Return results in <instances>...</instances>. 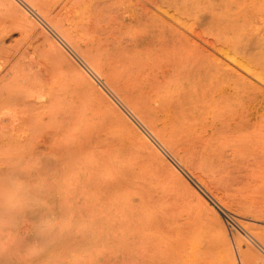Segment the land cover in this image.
Listing matches in <instances>:
<instances>
[{
  "label": "rangeland",
  "instance_id": "1",
  "mask_svg": "<svg viewBox=\"0 0 264 264\" xmlns=\"http://www.w3.org/2000/svg\"><path fill=\"white\" fill-rule=\"evenodd\" d=\"M258 244L264 0H0V264H261Z\"/></svg>",
  "mask_w": 264,
  "mask_h": 264
},
{
  "label": "bare ground",
  "instance_id": "2",
  "mask_svg": "<svg viewBox=\"0 0 264 264\" xmlns=\"http://www.w3.org/2000/svg\"><path fill=\"white\" fill-rule=\"evenodd\" d=\"M45 15V14H44ZM44 17V16H43ZM51 18V17H50ZM49 20V19H48ZM47 20V21H48ZM51 20V19H50ZM55 20V19H54ZM53 22V21H52ZM54 27H55V25H53ZM67 30V29H66ZM69 31V30H68ZM63 32H64V30H63ZM66 35V34H65ZM66 37H67V35H66ZM69 38V37H68ZM68 38H66L67 40H68ZM75 39H76V36H75ZM72 40V39H71ZM239 40V39H238ZM45 41H46V39H45ZM73 41V40H72ZM75 42V41H74ZM47 44V43H46ZM48 45H49V43H48ZM75 45H77V44H75ZM84 45V44H83ZM78 49V48H77ZM84 50H86V49H84ZM87 51H88V49H87ZM91 51V50H90ZM240 51V50H239ZM240 52H242V51H240ZM239 52V53H240ZM91 55V54H90ZM88 56H89V54H88ZM58 61V60H57ZM40 66V65H39ZM61 66V65H60ZM98 70H99V68H98ZM10 72H12L13 73V71H9L8 73H10ZM164 72V71H163ZM11 73V74H12ZM15 73H16V71H15ZM14 73V75H17V74H15ZM41 73V72H40ZM169 74V73H168ZM13 76V75H12ZM257 76V75H256ZM35 77V76H34ZM160 77V76H159ZM32 78H33V76H32ZM31 79V78H30ZM29 79V80H30ZM33 79H36V77L35 78H33ZM13 80V79H12ZM16 80V79H15ZM32 80V79H31ZM33 81V85H34V80H32ZM41 81V80H40ZM50 81V80H49ZM30 82V81H29ZM30 83H32V82H30ZM39 87V86H38ZM40 89H42L41 91L43 92V94L46 96V98H48L49 100H51V101H57V100H59L60 99V97H59V95H58V93H57V90L58 89H56V88H54V87H52V86H46V85H40ZM218 93V92H217ZM15 94V93H14ZM23 99H25V98H23ZM42 99V98H41ZM29 100H31V99H29ZM14 102H16V101H14ZM24 102H26V101H24ZM24 102H23V104L22 105H24ZM17 103V102H16ZM22 102H21V99H20V103H18V104H21ZM43 103V102H42ZM28 105H30V103H27ZM34 104V103H33ZM49 104V103H48ZM38 105V104H37ZM27 106V105H26ZM33 106V105H32ZM35 107H36V105H34ZM33 106V107H34ZM40 106V105H39ZM28 107V106H27ZM230 113V112H229ZM230 123V122H229ZM237 124V123H236ZM172 147V146H171ZM252 239V238H251ZM260 241V240H259ZM242 243V242H241ZM261 243V242H260ZM259 245V244H258ZM240 246V245H239ZM259 246H262V245H259ZM263 247V246H262ZM264 248V247H263ZM241 249V248H240ZM243 251V250H242ZM262 251V250H261ZM242 253V252H241ZM240 253V256H241V258L243 257L244 258V260H245V257L247 256V257H249L248 255L250 254L249 252H247V254H244V255H242ZM254 253V252H253ZM254 255V254H253ZM251 256H252V254H251ZM262 257V256H261ZM261 257H260V259H261ZM264 257V256H263ZM246 259H248V258H246ZM239 260H241V259H239ZM239 260H238V262H239ZM251 260H252V257H251ZM250 260V261H251ZM253 261V260H252ZM261 261H262V259H261ZM264 261V260H263ZM262 261V262H263ZM241 262V261H240ZM262 262H261V264H262ZM248 264L249 263H251V262H247ZM189 264V263H188ZM245 264V263H244ZM253 264H254V262H253Z\"/></svg>",
  "mask_w": 264,
  "mask_h": 264
}]
</instances>
